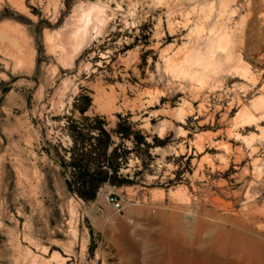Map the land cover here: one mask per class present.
<instances>
[{"label":"rangeland","instance_id":"rangeland-1","mask_svg":"<svg viewBox=\"0 0 264 264\" xmlns=\"http://www.w3.org/2000/svg\"><path fill=\"white\" fill-rule=\"evenodd\" d=\"M0 28V264H198L177 220L216 264H264V0H0ZM80 95L162 144L89 204L47 153Z\"/></svg>","mask_w":264,"mask_h":264},{"label":"trees","instance_id":"trees-1","mask_svg":"<svg viewBox=\"0 0 264 264\" xmlns=\"http://www.w3.org/2000/svg\"><path fill=\"white\" fill-rule=\"evenodd\" d=\"M90 104L87 95L74 99L72 115L65 117L64 125L70 145L62 154L54 146L47 151L61 168L66 191L86 204L94 202L105 186L120 189L134 185L133 177L122 173L130 155L138 160L141 168L134 172L136 177L151 160L150 149L162 145L156 137L152 138L153 144L148 143L147 136L136 129V124L128 117L117 115V121L108 127L103 116L87 115ZM75 113H78L77 118H73ZM127 143L131 146H126Z\"/></svg>","mask_w":264,"mask_h":264},{"label":"bare ground","instance_id":"bare-ground-1","mask_svg":"<svg viewBox=\"0 0 264 264\" xmlns=\"http://www.w3.org/2000/svg\"><path fill=\"white\" fill-rule=\"evenodd\" d=\"M75 9H77V7L75 8ZM79 10V9H78ZM77 10V11H78ZM74 12V11H73ZM84 13V12H83ZM86 14H87V12H85ZM74 15V17H76L75 16V14H73ZM73 15H72V17H73ZM82 15H85V14H82ZM81 15V16H82ZM79 16V18L81 17L80 16V14L78 15ZM77 16V17H78ZM89 16H90V13H89ZM88 15H87V18L89 17ZM71 17V16H70ZM71 17V18H72ZM83 17V16H82ZM85 17H86V15H85ZM74 19V18H73ZM92 19V18H91ZM83 20V19H82ZM87 20V19H86ZM85 20V18H84V21L83 22H87V24H81L80 22V24L81 25H83V26H75L76 28H75V30H73L74 32H73V37H75L76 38V45L78 46V45H80V44H82L83 42H84V40H86V35H87V25L89 24L88 23V21H90L89 20V18H88V21H86ZM93 20V19H92ZM70 21H71V19H70ZM73 21H76V20H73ZM68 22V24H69V21H67ZM91 22H93V21H91ZM71 23V22H70ZM72 24H73V22H72ZM75 25H76V23H74ZM91 24V23H90ZM90 24H89V26H90ZM6 24H4V26H1V28H3V29H6L7 27L5 26ZM67 27V26H66ZM74 27V25L73 26H71V28L72 29H74L73 28ZM0 28V29H1ZM12 28V27H11ZM89 28V27H88ZM69 29V28H68ZM72 29L70 30L71 32H72ZM90 29L91 28H89L88 30L90 31ZM1 31H2V29H1ZM7 32H10V29L7 31ZM6 32V33H7ZM12 32V31H11ZM11 34V33H10ZM68 34V33H67ZM69 35V34H68ZM67 36V35H66ZM70 36V35H69ZM72 37V38H73ZM89 37V36H88ZM70 38V37H69ZM75 38H74V40H75ZM68 39V38H67ZM66 39V40H67ZM88 39V38H87ZM64 40H65V38H64ZM71 41V40H70ZM73 41V40H72ZM74 42V41H73ZM73 42H70V44L71 43H73ZM65 43V42H64ZM69 43V42H68ZM84 44V43H83ZM65 45V44H64ZM62 46H63V44H62ZM68 46V45H67ZM72 46V45H71ZM70 46V47H71ZM75 46V45H74ZM73 46V47H74ZM73 47H71L70 49H69V47L68 48H66V50L67 49H69L70 51H71V53H72V48ZM65 48V47H64ZM79 48V47H78ZM81 48V47H80ZM79 48V49H80ZM63 51H64V49H63ZM76 51V50H75ZM67 52V51H66ZM77 52H78V50H77ZM65 53V52H64ZM76 53V52H75ZM71 55V54H70ZM69 55V56H70ZM74 56V55H73ZM72 55L70 56V57H73ZM71 59V58H70ZM178 215V214H177ZM200 225H201V227H200V229L198 230L199 232L200 231H203V230H206V229H210L212 226L210 225V224H207V223H205V222H203V223H200ZM190 230V225L188 224V223H185V222H183L182 220H177L176 221V253H178V254H186V252H188V250H190V249H192V247H193V245L196 243V247L194 248L195 250H197V251H200V252H198V258H199V260L197 261V263L198 264H216L219 260L217 259V257H216V255L214 254V253H211V248L212 247H214V246H220V247H223V241H222V239H221V237H215V236H213V235H206L205 237H200V235L198 234L196 237H194V243L193 244H189V239H188V236H189V231ZM213 230V229H212ZM212 230H211V232H212ZM150 235V234H149ZM153 236L154 235H150V237H152L153 238ZM155 237V236H154ZM164 239H163V243H162V246H168V244H167V242L165 241V239H166V235H164ZM151 238V239H152ZM162 238V237H161ZM182 256V255H181ZM197 258V259H198ZM153 259V258H152ZM152 262V261H151ZM154 262V261H153ZM178 264H184V262H182V260H180V261H178Z\"/></svg>","mask_w":264,"mask_h":264},{"label":"built area","instance_id":"built-area-1","mask_svg":"<svg viewBox=\"0 0 264 264\" xmlns=\"http://www.w3.org/2000/svg\"><path fill=\"white\" fill-rule=\"evenodd\" d=\"M104 201L106 204L110 205L114 209H119L120 203L114 194H107L104 196Z\"/></svg>","mask_w":264,"mask_h":264}]
</instances>
